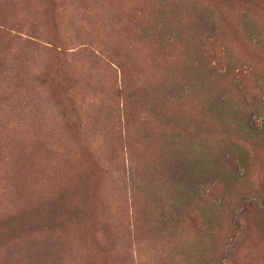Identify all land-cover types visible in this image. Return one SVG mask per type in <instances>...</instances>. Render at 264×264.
I'll list each match as a JSON object with an SVG mask.
<instances>
[{"label": "rangeland", "instance_id": "1", "mask_svg": "<svg viewBox=\"0 0 264 264\" xmlns=\"http://www.w3.org/2000/svg\"><path fill=\"white\" fill-rule=\"evenodd\" d=\"M0 264H264V0H0Z\"/></svg>", "mask_w": 264, "mask_h": 264}]
</instances>
